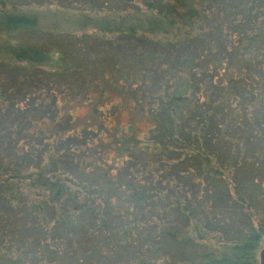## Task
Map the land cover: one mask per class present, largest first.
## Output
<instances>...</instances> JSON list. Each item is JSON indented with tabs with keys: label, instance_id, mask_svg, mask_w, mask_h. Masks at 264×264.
<instances>
[{
	"label": "trees",
	"instance_id": "1",
	"mask_svg": "<svg viewBox=\"0 0 264 264\" xmlns=\"http://www.w3.org/2000/svg\"><path fill=\"white\" fill-rule=\"evenodd\" d=\"M25 3L0 0V264H258L264 0Z\"/></svg>",
	"mask_w": 264,
	"mask_h": 264
},
{
	"label": "rangeland",
	"instance_id": "2",
	"mask_svg": "<svg viewBox=\"0 0 264 264\" xmlns=\"http://www.w3.org/2000/svg\"><path fill=\"white\" fill-rule=\"evenodd\" d=\"M6 1L8 3H10V4H14L16 2H19V3L23 4L27 0H6ZM39 10H41V8ZM50 10H52V9H50ZM42 12L46 13V12H49V11L43 9ZM46 21H48V19H46L45 22ZM144 24H146V22ZM263 245H264V237H263V239H262V241L260 243V249H261V247ZM258 253H259V251H258ZM109 254L110 253H108V248H107V249H105L104 254L98 256L97 258H94V260L92 261L91 264H99V263L100 264H104V263H106V264H114V262H115V264H125V262H129V263L133 262V259H131V256L128 255L126 252H121V253L111 254V255H109Z\"/></svg>",
	"mask_w": 264,
	"mask_h": 264
},
{
	"label": "water",
	"instance_id": "3",
	"mask_svg": "<svg viewBox=\"0 0 264 264\" xmlns=\"http://www.w3.org/2000/svg\"><path fill=\"white\" fill-rule=\"evenodd\" d=\"M258 264H264V245L261 247L258 253Z\"/></svg>",
	"mask_w": 264,
	"mask_h": 264
}]
</instances>
